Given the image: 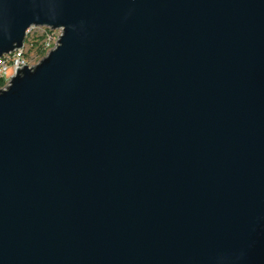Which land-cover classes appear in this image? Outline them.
<instances>
[{"label": "water", "instance_id": "obj_1", "mask_svg": "<svg viewBox=\"0 0 264 264\" xmlns=\"http://www.w3.org/2000/svg\"><path fill=\"white\" fill-rule=\"evenodd\" d=\"M0 264H264V0H0Z\"/></svg>", "mask_w": 264, "mask_h": 264}, {"label": "built area", "instance_id": "obj_2", "mask_svg": "<svg viewBox=\"0 0 264 264\" xmlns=\"http://www.w3.org/2000/svg\"><path fill=\"white\" fill-rule=\"evenodd\" d=\"M28 32L31 33V30L28 29ZM44 34V46L45 49L50 52L58 45L59 40L63 34V29H52L50 27L45 26ZM25 66H30L28 60L26 59V55H18V57H8L7 54H4L1 57L0 62V80H3L4 83L7 82L8 86L13 77V73L17 72L18 69H21Z\"/></svg>", "mask_w": 264, "mask_h": 264}, {"label": "rangeland", "instance_id": "obj_3", "mask_svg": "<svg viewBox=\"0 0 264 264\" xmlns=\"http://www.w3.org/2000/svg\"><path fill=\"white\" fill-rule=\"evenodd\" d=\"M25 42L27 43L25 52L26 59L30 66H35L40 63L48 54L49 51L45 49V34L44 28L36 27L31 33L26 37ZM11 74V73H10ZM6 83L0 84V90L7 86Z\"/></svg>", "mask_w": 264, "mask_h": 264}, {"label": "bare ground", "instance_id": "obj_4", "mask_svg": "<svg viewBox=\"0 0 264 264\" xmlns=\"http://www.w3.org/2000/svg\"><path fill=\"white\" fill-rule=\"evenodd\" d=\"M34 28H36L35 26L31 27L30 30L32 31ZM42 28H45V26H43ZM30 34V32L27 31V38L28 35ZM27 43L25 42L24 46L20 49L15 50L14 52H11L9 54H7L8 57H18V55H26L25 52V48H26ZM0 62H1V57H0ZM17 72L13 73V76L16 74Z\"/></svg>", "mask_w": 264, "mask_h": 264}, {"label": "trees", "instance_id": "obj_5", "mask_svg": "<svg viewBox=\"0 0 264 264\" xmlns=\"http://www.w3.org/2000/svg\"><path fill=\"white\" fill-rule=\"evenodd\" d=\"M1 83L3 84V83H4V81H3V80H0V84H1Z\"/></svg>", "mask_w": 264, "mask_h": 264}]
</instances>
